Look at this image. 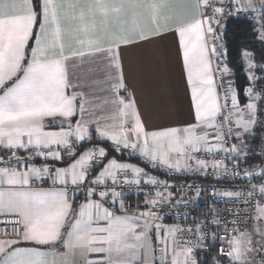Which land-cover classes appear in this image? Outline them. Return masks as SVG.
<instances>
[{"label":"snow or ice","instance_id":"obj_1","mask_svg":"<svg viewBox=\"0 0 264 264\" xmlns=\"http://www.w3.org/2000/svg\"><path fill=\"white\" fill-rule=\"evenodd\" d=\"M248 12L264 42V0L258 8L253 0H0V225L14 234L0 239V264H208L194 255L205 247V222L164 224L170 185L101 145L153 168L227 173L230 161L234 177L264 179V167L239 171L253 156L264 160V144L257 152L246 140L255 138L258 111L264 116V93L254 91L264 64L242 52L252 86L241 105L224 79L231 70L220 43L226 18ZM168 33L181 49L192 121L148 128L124 82L120 49ZM97 58L110 99L84 91L77 74ZM142 184L158 187L145 193ZM125 186L144 194L142 207L129 212ZM246 187L219 193L243 206L222 235L212 234L227 264H264V184Z\"/></svg>","mask_w":264,"mask_h":264},{"label":"crops","instance_id":"obj_2","mask_svg":"<svg viewBox=\"0 0 264 264\" xmlns=\"http://www.w3.org/2000/svg\"><path fill=\"white\" fill-rule=\"evenodd\" d=\"M241 2L247 6V0H241ZM253 4L258 8L259 0H253ZM244 15L251 16L257 22L254 13L248 12ZM120 57L123 62L124 82L135 97L146 127L157 128L181 125L192 121L190 90L182 64L181 49L174 33L163 34L146 42L122 47L120 49ZM77 74L85 86L84 91H94L97 98H111L110 93L107 91L108 85L106 83L108 70L105 69L102 59L97 58L91 63L86 60L77 70ZM120 94L124 95L125 93L122 90ZM240 103L241 105L246 104L241 101ZM259 106L258 104V109ZM257 128L258 126L255 127V134L257 133ZM249 138L246 137L247 142H249ZM234 143H238V141H234ZM101 146L109 150L110 158L115 157L118 161L137 165L149 175L158 179L163 178L161 170L155 169L156 171H153L154 169L150 170L143 164V157L130 154L127 151L123 154H118L115 151V153H112L109 143H103ZM117 154L122 155V157ZM208 170L211 171L213 169L209 168ZM98 171L99 169H97ZM179 172H186L189 176L202 173ZM254 178L258 177H253L251 180ZM163 223L174 225L165 221Z\"/></svg>","mask_w":264,"mask_h":264},{"label":"built area","instance_id":"obj_3","mask_svg":"<svg viewBox=\"0 0 264 264\" xmlns=\"http://www.w3.org/2000/svg\"><path fill=\"white\" fill-rule=\"evenodd\" d=\"M217 33L219 34L218 30ZM219 50L220 49H218V51ZM224 63L227 64L225 58ZM221 67H223V63H221ZM224 79L232 80L234 82L233 86L235 87V79L232 72L231 75L225 76ZM234 141L235 140H232L230 143H234ZM217 158H219V156H217ZM142 162L150 170H161L163 178L159 180L166 181L168 185H170L169 191L174 194L171 205L165 203L162 206L161 215L164 216L163 221L182 226L194 225L204 221L205 225L201 230L207 233L203 241L205 247L202 249H194L195 257L199 261H207L208 264H212L213 255L216 254L222 259V264H227L226 259L218 255L221 246L220 241L213 240L212 234L215 233L217 236L222 235L224 233V224L229 223L233 218L232 210L234 208H242L243 206L238 200L222 197L219 193L241 189L247 191L249 189L246 185L255 184L259 186L264 184V180H245L242 175L239 178L234 177L232 172L237 170L232 168L230 161H226L229 169L227 173L217 169L215 171L207 170V173L202 172L193 176H189L186 172H179L160 166L153 168L150 166L149 162L145 160H142ZM239 171L241 172V164ZM155 187L158 186L141 185L145 193L151 192ZM197 189L201 190V194L198 198L196 197ZM213 190H215L216 195L213 194ZM124 191L125 195L123 196V200L126 205L130 206L128 209L129 212L135 211L137 207H142V201L145 198L143 193L138 192L134 186H125ZM147 198L151 199L154 198V196L149 195ZM176 201L186 202L176 203ZM214 219H219L221 222L219 224H214L212 222ZM241 230H243V227ZM249 230H251V226H249ZM12 235L14 234L5 232L4 226L0 225V239H7ZM187 239L195 241L197 237L192 235L188 236Z\"/></svg>","mask_w":264,"mask_h":264},{"label":"trees","instance_id":"obj_4","mask_svg":"<svg viewBox=\"0 0 264 264\" xmlns=\"http://www.w3.org/2000/svg\"><path fill=\"white\" fill-rule=\"evenodd\" d=\"M221 43L226 49L227 56L225 60L235 79V88L239 92V99L243 103H247L244 89L250 85L247 76L245 62L242 57L243 51H250L253 54L255 64H264V48L258 37V21L249 15L240 14L237 17H227ZM224 23V21H222ZM218 32L220 31L217 29ZM257 74L262 71L257 68ZM258 88V85L256 86ZM257 88H255L257 90ZM112 153H115L113 150ZM118 155V154H117ZM122 157V155H118ZM156 171V170H153ZM254 181H263L261 178H254ZM222 264V259L216 254L213 255Z\"/></svg>","mask_w":264,"mask_h":264},{"label":"rangeland","instance_id":"obj_5","mask_svg":"<svg viewBox=\"0 0 264 264\" xmlns=\"http://www.w3.org/2000/svg\"><path fill=\"white\" fill-rule=\"evenodd\" d=\"M259 28H260V25H258L257 30ZM261 43H262V46L264 48V42L261 41ZM248 52H250V51H248ZM253 61H254V59H253ZM244 62H245V67H246V61L244 60ZM254 63H255V61H254ZM255 74L257 76H261V75H264V71H262V73H258V74H257V72H255ZM257 85H258V88L256 87ZM250 86H252L251 83L248 87H250ZM256 86H255V88H257V90L255 89L254 91H261L262 93H264V80L257 81ZM257 104H259L261 106L260 102H257ZM260 106H259V108H260ZM258 120L259 121L264 120V116H261L259 114ZM257 126H258V128L256 130L257 133L255 134V138L253 139L250 137L248 139L249 140L248 143L251 147L255 148L257 152H259L260 151V145L264 144V124H260V122H257ZM254 132H255V129H254ZM254 166L264 167V160L258 158L257 156H253L250 159H248L247 161H242V169L243 170L245 168H247L248 170H252ZM256 170L258 171L259 169L257 168Z\"/></svg>","mask_w":264,"mask_h":264}]
</instances>
